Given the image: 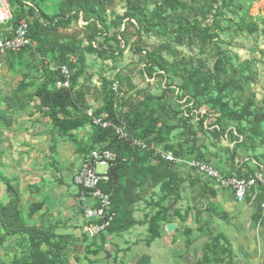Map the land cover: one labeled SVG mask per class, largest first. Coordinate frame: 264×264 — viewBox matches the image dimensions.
<instances>
[{"label": "rangeland", "instance_id": "374dc122", "mask_svg": "<svg viewBox=\"0 0 264 264\" xmlns=\"http://www.w3.org/2000/svg\"><path fill=\"white\" fill-rule=\"evenodd\" d=\"M22 1L42 27L40 41L0 57V204L18 197L24 223L14 234L0 224V264H138L144 254L152 264H264L263 194L236 201L192 166L235 176L257 170L237 159L264 166V0ZM89 109L178 159L128 151L118 219L97 238L82 230L74 185L88 152L109 144Z\"/></svg>", "mask_w": 264, "mask_h": 264}, {"label": "built area", "instance_id": "2783aa9c", "mask_svg": "<svg viewBox=\"0 0 264 264\" xmlns=\"http://www.w3.org/2000/svg\"><path fill=\"white\" fill-rule=\"evenodd\" d=\"M25 4L26 7L32 6L30 3ZM31 18L32 16L23 18L14 24L15 9L11 1L0 0V57L10 53H19L32 45L33 40L30 36ZM1 66L2 64H0ZM61 75L60 86L69 88L72 78L70 69L67 66L61 67ZM112 88L114 91L117 90V83H112ZM191 113L196 114L199 118H205V123L209 120L205 111L200 112L192 109ZM87 115L93 125L113 131L120 140L129 142L138 150L153 151L161 160L170 164L178 162L174 152L132 138L125 122H115L103 115H97L94 109H89ZM185 116L188 117L187 114ZM229 131L230 129L225 134L226 138ZM232 133L239 138V140L233 141V145L242 141L235 129L232 130ZM119 158L122 162L127 161L126 158H121L117 152L102 148L93 149L83 158L79 170L74 176V185L78 189L76 201L83 220L82 230L89 238H95L105 233L117 217V213L113 209V190L108 191L107 187L114 186L112 185L110 170L115 168ZM246 162L247 159H237L236 165L242 167ZM192 166L220 187L232 191L236 201H246L254 191H264L263 167H260L251 175L238 177L224 174L214 165L204 161H193ZM262 206L264 207V203Z\"/></svg>", "mask_w": 264, "mask_h": 264}, {"label": "trees", "instance_id": "16d2710c", "mask_svg": "<svg viewBox=\"0 0 264 264\" xmlns=\"http://www.w3.org/2000/svg\"><path fill=\"white\" fill-rule=\"evenodd\" d=\"M38 12L39 11L36 9V7H34V6L26 7V5L23 3L22 0H16L14 24L18 23L23 18H27L29 16H36V15H38ZM41 27H42V25L39 22H37V21L35 23L31 24L30 36H31L33 42L40 41ZM29 47L30 46H28L27 48H29ZM27 48H25V49H27ZM67 89L68 88H64V90H67ZM54 97H55V94L48 93V95H47V105H48L49 109L51 110V112L53 113L52 119H53V122L56 125V124H58V118L56 117V114H54L55 113ZM107 119H109V118H107ZM87 120H88V122H91V125H93L90 118H87ZM115 122H117V121H115ZM93 126L97 127L95 125H93ZM97 129H99L103 133L102 140H107V142L109 143L106 147H104L102 149H106V150H111V151L117 152L118 155L121 158H126L127 159L126 162H122L120 158L117 160L115 168L117 170V175L119 177V181H120V177H121L120 176L121 175L120 171L127 165L128 162L131 161V159L129 157L130 156V154H129L130 150H132L133 152L138 151V152H142V153H145V154L146 153L154 154L153 151H140L137 148L133 147L129 142L120 140L117 137V135L111 130H105V129H102L100 127H97ZM127 129H128L129 134L131 135L132 138H137V139L143 140L148 145H150V143L145 138L140 137L138 135L132 134L130 132V129H129L128 125H127ZM90 151L88 152V154L90 153ZM238 177H244V176H238ZM116 189H118V185L117 186H109V187H107L108 191L113 190V197H112V199H113V209L116 211L117 217L115 218V221L113 222L111 227L106 232H108L112 228V226L117 221L118 216H119L117 208H116V199H115V190ZM260 192L264 196V191L261 190ZM18 200H19V198L17 197V201L15 203H13L12 206H3V205L0 204V224L6 230L7 234H14V233H16V230L18 228H22L24 226V223H22L23 222V220H22L23 218H22V215H21V211H20V209L18 207ZM105 233H102L98 237L103 236ZM95 238H97V237H95Z\"/></svg>", "mask_w": 264, "mask_h": 264}, {"label": "water", "instance_id": "95a60500", "mask_svg": "<svg viewBox=\"0 0 264 264\" xmlns=\"http://www.w3.org/2000/svg\"><path fill=\"white\" fill-rule=\"evenodd\" d=\"M110 175L112 177V185L114 186H117L118 185V180H119V177L117 175V170L116 168H112L110 170ZM254 222H251L250 226H249V230H252L253 229V226H254ZM175 229V225L174 224H169L167 226V231L169 233L173 232V230ZM107 258H110V255L108 254V257ZM138 264H152V258L147 255V254H144L140 257L139 261H138Z\"/></svg>", "mask_w": 264, "mask_h": 264}, {"label": "crops", "instance_id": "0c3cea01", "mask_svg": "<svg viewBox=\"0 0 264 264\" xmlns=\"http://www.w3.org/2000/svg\"><path fill=\"white\" fill-rule=\"evenodd\" d=\"M44 141H47V142H49V144L51 143V141L53 140V136L51 135V134H49V135H46V136H44ZM245 159H247V163L244 165V166H242V168H257V170L259 169L258 168V166L259 167H263L264 168V166L263 165H260V164H258V163H256V161L254 160V159H249V158H245ZM243 160V159H242ZM81 165V164H80ZM237 166V165H236ZM253 169H249L250 171H252ZM257 170H253V171H257ZM119 181V180H118Z\"/></svg>", "mask_w": 264, "mask_h": 264}]
</instances>
